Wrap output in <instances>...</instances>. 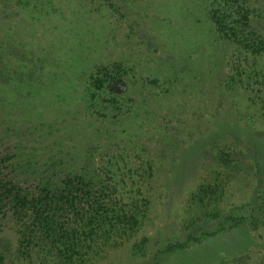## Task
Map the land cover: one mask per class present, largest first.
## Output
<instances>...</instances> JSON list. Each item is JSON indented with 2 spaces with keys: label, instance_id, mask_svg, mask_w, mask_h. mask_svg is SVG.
Segmentation results:
<instances>
[{
  "label": "rangeland",
  "instance_id": "374dc122",
  "mask_svg": "<svg viewBox=\"0 0 264 264\" xmlns=\"http://www.w3.org/2000/svg\"><path fill=\"white\" fill-rule=\"evenodd\" d=\"M25 1L0 0V44L27 48L35 42L49 52L35 55L45 60L37 66L77 79L50 85L42 80L51 76L35 78L41 97L21 93L19 112L29 100L33 115L60 121L48 141L53 148L74 145L70 151L78 158L98 162L123 152L135 165L138 154L149 160L150 177L139 188L146 221L134 237H144V245L136 252L129 242L95 264L147 262L159 247L156 240L211 230L213 214L251 202L264 186V56L256 61L263 75L259 90L223 87L231 48L207 17L211 0ZM248 5L249 24L264 36V0ZM111 64L126 73L124 91H114L118 101H102L115 104V116L88 114L79 98L84 80ZM249 219L161 255L159 264H263L264 217ZM0 236L15 246L12 233ZM32 259L15 264H34Z\"/></svg>",
  "mask_w": 264,
  "mask_h": 264
},
{
  "label": "trees",
  "instance_id": "16d2710c",
  "mask_svg": "<svg viewBox=\"0 0 264 264\" xmlns=\"http://www.w3.org/2000/svg\"><path fill=\"white\" fill-rule=\"evenodd\" d=\"M248 1L211 0L207 17L231 48L223 87L254 93L263 83L256 61L264 56V36L249 24L248 13H252ZM255 9L263 17L262 9ZM44 52L35 42L27 48L0 44V233L10 232L16 239L12 241L14 246L0 236V264L32 259V254L34 264H95L129 242L130 249L138 252L146 240L134 239L146 221L145 198L139 188L150 177L149 160L138 154L139 164L135 165L120 152L108 154L98 163L92 156L78 158L70 151L74 145L68 142L62 148H53L56 143L48 138L59 131L60 121L33 115L27 108L29 100L19 112L21 102L17 101L21 93L41 97V83L35 80L39 76H51L42 80L50 85H66L77 79L50 69L43 71L35 62L45 61L36 57L49 53ZM96 71L100 76L95 77L93 72L87 74L89 80H84L83 94L79 95L82 108L95 116L101 111L115 116V104L103 106L102 101L115 103L114 91H124L121 84L125 69L111 64ZM49 94L57 97V93ZM63 149L67 152L62 153ZM256 165L260 167L258 162ZM258 215L264 217V186L254 190L250 203L234 206L222 216L213 214L216 224L211 230L156 240L159 247L149 261L138 264H159L161 255L239 228L250 220L249 216L257 221Z\"/></svg>",
  "mask_w": 264,
  "mask_h": 264
}]
</instances>
